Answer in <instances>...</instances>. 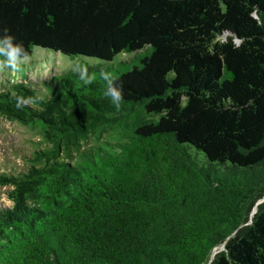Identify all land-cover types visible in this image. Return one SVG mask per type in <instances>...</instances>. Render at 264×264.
<instances>
[{
	"label": "trees",
	"instance_id": "1",
	"mask_svg": "<svg viewBox=\"0 0 264 264\" xmlns=\"http://www.w3.org/2000/svg\"><path fill=\"white\" fill-rule=\"evenodd\" d=\"M6 35L133 55L0 91L39 136L0 173V264H264V0H0Z\"/></svg>",
	"mask_w": 264,
	"mask_h": 264
},
{
	"label": "rangeland",
	"instance_id": "2",
	"mask_svg": "<svg viewBox=\"0 0 264 264\" xmlns=\"http://www.w3.org/2000/svg\"><path fill=\"white\" fill-rule=\"evenodd\" d=\"M133 53L120 52L111 61H104L95 57L78 55L74 58L47 48L35 46L29 59L20 66L19 71H12L5 68L0 71V91L10 85L13 80H22L37 88L45 89L44 81L51 77L63 73L74 67V63L84 60L92 67L106 66L113 64L107 69L109 74L119 70H125L129 64L121 61L129 59ZM25 74V77H20ZM92 75H97V71H91ZM39 136L34 134L26 126L11 121L0 116V173L14 172L23 166L22 159L25 153L31 151L35 141ZM7 186H0V202L9 205L10 202L5 197ZM221 248V246H219Z\"/></svg>",
	"mask_w": 264,
	"mask_h": 264
},
{
	"label": "clouds",
	"instance_id": "3",
	"mask_svg": "<svg viewBox=\"0 0 264 264\" xmlns=\"http://www.w3.org/2000/svg\"><path fill=\"white\" fill-rule=\"evenodd\" d=\"M13 39L10 35H6L0 39V71L5 68L11 69L12 71H19L20 66L29 59L23 46L13 43ZM73 70L79 74L80 79L86 85L93 83L95 80V75H87L86 68L77 67ZM101 78L105 80L104 96L109 98L111 103L119 109L123 101L122 85H118L114 77L103 72H101Z\"/></svg>",
	"mask_w": 264,
	"mask_h": 264
},
{
	"label": "water",
	"instance_id": "4",
	"mask_svg": "<svg viewBox=\"0 0 264 264\" xmlns=\"http://www.w3.org/2000/svg\"><path fill=\"white\" fill-rule=\"evenodd\" d=\"M264 199V195H263V197L262 198H260V199H258L257 201H256V203H255V205H254V207H253V209H252V211H251V213H250V216H252V214L255 212V209H256V204H258L261 200H263ZM221 247H222V244L220 245ZM216 251V249L214 248L213 250H212V254H211V257H210V259L212 258V255H213V253Z\"/></svg>",
	"mask_w": 264,
	"mask_h": 264
}]
</instances>
